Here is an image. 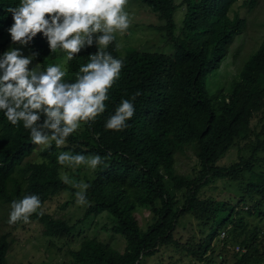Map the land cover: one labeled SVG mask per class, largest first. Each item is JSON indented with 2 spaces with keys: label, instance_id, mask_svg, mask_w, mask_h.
<instances>
[{
  "label": "trees",
  "instance_id": "16d2710c",
  "mask_svg": "<svg viewBox=\"0 0 264 264\" xmlns=\"http://www.w3.org/2000/svg\"><path fill=\"white\" fill-rule=\"evenodd\" d=\"M141 1L164 19L161 27L172 49L168 53L134 49L122 55L117 40L109 46L108 51L123 58L124 68L109 91L107 110L94 123L82 124V129L62 147L74 154H99L107 166L95 170L87 191L88 204L76 221L69 223L45 209L44 215L34 214L31 218L43 224L44 235L65 243L73 240L81 220L105 211L112 220L110 230L125 239L124 248L119 250L105 240L83 237L78 247L67 249L70 259L59 264H144L146 256L170 243L194 260L258 264L261 259L254 240L259 230L247 229L238 204L251 202L246 211L264 214V115L261 129L254 132V143L246 147L248 155L240 153L229 164H219L218 159L237 140L247 141L252 117L264 109V36L229 88L210 95L205 78L219 68L229 44L245 24L239 15H229L237 0H183L184 17L177 33L174 0ZM243 2L250 6L254 0ZM18 3L19 0H0V37L12 23L6 9ZM33 43V49L41 53L38 61L43 69L65 56L69 80H74L80 66L88 62L87 51L95 50L88 49L67 61L62 51L49 52L41 35ZM4 50L0 41V53ZM137 91L141 95L134 101L136 111L128 126L118 132L107 130L104 124L108 116L114 114L122 99H130ZM186 145L199 160L197 174L188 178L176 172L174 166L175 152ZM37 146L22 124L11 125L0 112V201L11 204L25 194L35 193L43 204L63 189L75 197L77 190L60 180V148L54 143L49 149H41V160L24 161ZM218 178L234 180L242 186L236 201L203 195L202 187ZM167 179L181 191L180 198L171 193ZM66 204L65 201L63 206ZM146 206L153 215L143 228L135 211ZM184 215L195 220L202 237L190 234L185 241L175 237L178 220ZM230 224L232 235L242 236L237 239L238 249L230 255L220 254L216 263L212 241ZM8 250L6 234H1L0 264H9Z\"/></svg>",
  "mask_w": 264,
  "mask_h": 264
},
{
  "label": "clouds",
  "instance_id": "9594fccd",
  "mask_svg": "<svg viewBox=\"0 0 264 264\" xmlns=\"http://www.w3.org/2000/svg\"><path fill=\"white\" fill-rule=\"evenodd\" d=\"M129 0H19L8 7L12 23L7 32L11 46L0 53V112L13 126L28 130L33 144L49 149L66 147L67 140L82 124L94 123L107 110L109 91L120 78L123 58L115 57L108 48L118 34L126 33L133 23ZM41 35L48 51H62L67 61L88 49V62L82 64L74 80L66 79L67 71L60 63L43 70L33 67L41 55L39 50L25 49ZM19 45V47L15 46ZM120 47L119 44L116 45ZM122 99L114 114L105 120V128L122 131L135 115V99ZM111 156V153L108 154ZM57 162L69 168L83 165L95 171L107 161L99 154L62 151ZM60 180L77 189L78 205H87L90 184L75 181L67 174ZM8 223H30L34 214L44 215L40 196L25 194L13 200Z\"/></svg>",
  "mask_w": 264,
  "mask_h": 264
},
{
  "label": "rangeland",
  "instance_id": "374dc122",
  "mask_svg": "<svg viewBox=\"0 0 264 264\" xmlns=\"http://www.w3.org/2000/svg\"><path fill=\"white\" fill-rule=\"evenodd\" d=\"M244 0H237L233 3L229 10V15L232 17L239 15L244 18L245 24L242 31L235 36L229 44L228 51L222 59L219 68L213 73H209L205 78L207 92L213 95L220 91H226L232 79L237 75L244 61L258 47L264 36V0H254L252 4H245ZM175 8L173 11V19L175 22V33L178 32L182 19L184 17L185 5L183 0H174ZM133 14V23L130 29L124 34L117 35V44L120 45L119 51L122 55L127 52L138 50L163 51L170 52L171 44L165 42L164 30L161 27L164 24V19L159 18L157 13L152 11L141 0H129L127 9ZM10 27V25H9ZM8 29V28H7ZM0 41L4 43L5 50L11 46L10 35L6 31L0 37ZM19 47V45H15ZM34 43L25 49V53L29 49H33ZM33 67L43 70L39 61H34ZM54 63H60L66 69L65 56L57 58ZM264 109L255 113L250 123V135L246 142L237 140L234 144L218 159L219 164H229L238 159L240 153L248 155L246 147L254 143V132L261 129L263 123ZM82 129V126H81ZM80 129V130H81ZM79 131V130H78ZM240 147V148H239ZM43 147L37 146L33 152L24 158L30 160H41L40 151ZM62 151H68L64 148L58 149V154ZM175 171L182 174L184 177H192L199 170V160L195 156L190 146H184L174 154ZM60 175L67 174L73 180L90 183L95 176V171L88 169L86 166L78 168H69L59 164ZM167 187L174 195L180 198V190H177L167 179ZM77 190V189H76ZM242 186L230 179L218 178L204 185L201 189L203 195H211L218 199H234L238 198ZM245 195V192L243 196ZM67 202L63 206L64 202ZM252 203L238 204V209L241 210L247 229L259 230L258 238L254 240L258 248L257 255L263 262L264 255V214L249 213L246 209L251 207ZM11 204L0 201V235L6 234L9 242V250L7 252V260L9 264H59L61 261L69 258L68 248L78 247L83 237H95L96 239L105 240L119 250H122L125 245V239L122 235L110 230L112 220L107 212L90 215L81 220L75 231L73 240H64L49 237L42 233L43 224L34 218H30V223L24 224L19 222L15 225L8 223ZM86 205H78L75 197H72L69 190H59L51 195L43 203V209L53 214L55 217H60L69 223L76 221L82 216ZM264 207H261L263 209ZM227 212H223L225 215ZM153 212L150 206L142 207L135 211L138 223L141 227H146L152 219ZM221 230L213 241V260L219 263V255H230L231 252L238 246L237 239L242 236L232 235L229 228ZM196 231V232H195ZM190 234H196L202 237L203 233L198 231L195 220L189 215L180 217L175 229V237L185 241V237ZM228 237V239H227ZM258 260L257 263L261 264ZM144 264H214L209 260H194L188 254H183L174 247L173 244H166L159 249L146 256Z\"/></svg>",
  "mask_w": 264,
  "mask_h": 264
},
{
  "label": "built area",
  "instance_id": "2783aa9c",
  "mask_svg": "<svg viewBox=\"0 0 264 264\" xmlns=\"http://www.w3.org/2000/svg\"><path fill=\"white\" fill-rule=\"evenodd\" d=\"M237 249H238V246H237Z\"/></svg>",
  "mask_w": 264,
  "mask_h": 264
}]
</instances>
